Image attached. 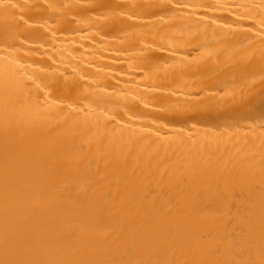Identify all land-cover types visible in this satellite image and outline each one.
I'll list each match as a JSON object with an SVG mask.
<instances>
[{
  "label": "bare ground",
  "instance_id": "6f19581e",
  "mask_svg": "<svg viewBox=\"0 0 264 264\" xmlns=\"http://www.w3.org/2000/svg\"><path fill=\"white\" fill-rule=\"evenodd\" d=\"M0 264H264V0H0Z\"/></svg>",
  "mask_w": 264,
  "mask_h": 264
}]
</instances>
